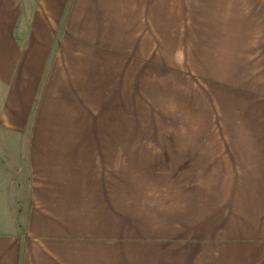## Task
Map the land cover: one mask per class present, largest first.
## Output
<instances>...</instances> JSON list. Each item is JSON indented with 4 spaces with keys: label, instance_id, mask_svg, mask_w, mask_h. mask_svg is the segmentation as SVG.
<instances>
[{
    "label": "crops",
    "instance_id": "crops-1",
    "mask_svg": "<svg viewBox=\"0 0 264 264\" xmlns=\"http://www.w3.org/2000/svg\"><path fill=\"white\" fill-rule=\"evenodd\" d=\"M0 264H264V0H0Z\"/></svg>",
    "mask_w": 264,
    "mask_h": 264
},
{
    "label": "rangeland",
    "instance_id": "rangeland-1",
    "mask_svg": "<svg viewBox=\"0 0 264 264\" xmlns=\"http://www.w3.org/2000/svg\"><path fill=\"white\" fill-rule=\"evenodd\" d=\"M141 124H144L143 120L141 121Z\"/></svg>",
    "mask_w": 264,
    "mask_h": 264
}]
</instances>
